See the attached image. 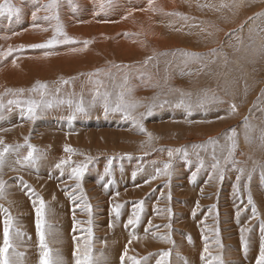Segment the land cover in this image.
I'll return each mask as SVG.
<instances>
[{
  "label": "rangeland",
  "instance_id": "374dc122",
  "mask_svg": "<svg viewBox=\"0 0 264 264\" xmlns=\"http://www.w3.org/2000/svg\"><path fill=\"white\" fill-rule=\"evenodd\" d=\"M68 1L52 11L51 0H0L25 12L43 5L45 23L30 45L20 38L10 46L16 58L4 56L0 67V247L10 216L12 264H26L27 254L40 264L33 204L40 199L54 264H69L56 261L66 236L83 255L89 228L93 264H231L234 254L250 256V234L264 238V0H88L105 15L101 30L80 23L64 36ZM53 15L60 33L56 19H45ZM67 48L79 54L57 62ZM27 49L39 54L23 56ZM32 149L35 163L24 161ZM134 213L138 222L128 224Z\"/></svg>",
  "mask_w": 264,
  "mask_h": 264
},
{
  "label": "bare ground",
  "instance_id": "6f19581e",
  "mask_svg": "<svg viewBox=\"0 0 264 264\" xmlns=\"http://www.w3.org/2000/svg\"><path fill=\"white\" fill-rule=\"evenodd\" d=\"M21 1V0H20ZM32 1V0H31ZM38 1V0H37ZM43 1V0H42ZM45 1V0H44ZM79 3H80V6L78 5V3L76 2V1H74L73 2V0H69L68 1V5H70V6H68V10H70L68 13L65 11V14L63 13V15H61L60 17H61V19L62 20H64V22H65V24H66V27H67V29H63V30H67L66 32H63L62 34H64V36L65 35H67V34H69L70 32H72V31H74L75 29H77V27H78V25L80 24V23H85L86 25H87V29L88 28H91V27H95L96 29H100L101 30V28H100V25H101V22L103 23V21L102 20H104L105 19V15L104 16H100V14H99V16H96V10L95 9H92V8H90L89 6H88V4H89V2H88V0H77ZM146 1V0H145ZM9 2H11V1H9ZM33 2H34V0H33ZM141 2V1H140ZM142 2H144V1H142ZM39 3H40V1H39ZM39 3H38V5H39ZM41 3H43V2H41ZM46 3V2H45ZM138 3V2H137ZM9 4V3H8ZM12 4V3H11ZM23 4V3H22ZM30 4V3H29ZM73 5H75V6H73ZM83 5V6H82ZM91 5V4H90ZM141 5V4H140ZM145 5V4H144ZM24 6V5H23ZM23 6H18L17 5V9H19V14H10V13H8L7 14V16H3V20L2 19H0L1 21H2V24H0V44H5V46L4 47H1L0 48V67L1 68H4V67H6V65H7V57H9V62H13L14 60H15V53L14 54H12V55H6L7 53H8V50L10 49V46H14V45H17V44H19V43H21V40H20V38H25L26 39V43H28L29 45L31 44V43H33V41L32 40H34L35 39V37L40 33V28H38V26L40 25V24H43L44 23V18L42 19H39V17H38V14H39V12H40V9L41 8H43V5H39L38 6V8L37 9H35V8H31L30 10H28V12L26 11L25 12V8L23 7ZM30 6H31V4H30ZM34 6V5H33ZM36 6V5H35ZM61 6V5H60ZM14 7V6H13ZM15 7H16V5H15ZM14 7V8H15ZM37 7V6H36ZM140 8H141V6H140ZM145 8V7H144ZM91 10H92V12H91ZM119 10H123V8H120ZM52 11H53V9H52ZM51 11V12H52ZM61 11V10H60ZM81 11H84L83 13H81ZM106 11V10H105ZM45 12V11H44ZM33 13H35V19L33 18ZM121 13H123V12H121ZM132 13V12H131ZM135 13V12H134ZM141 13V12H140ZM6 14V13H5ZM82 14V15H81ZM118 14H120V13H118L117 12V15ZM124 14V13H123ZM133 14V13H132ZM139 14V13H138ZM3 15V14H2ZM98 15V14H97ZM125 15V14H124ZM123 15V16H124ZM126 16V15H125ZM10 17H12L13 18V21H12V23L11 24H9V26H7L8 24L6 23V24H4V22H5V20L7 21ZM48 17V16H47ZM121 17H122V14H121ZM1 18V17H0ZM143 18V17H142ZM49 20H51V18L49 19ZM62 20H60L61 22H62ZM60 21H59V23H60ZM119 21H121V20H119ZM123 21V20H122ZM9 22V21H8ZM20 22V23H19ZM116 22V21H115ZM114 22V23H115ZM117 24H118V22H116ZM121 23V22H120ZM17 25V24H19V28H12V29H8L10 26H12V25ZM39 24V25H38ZM45 24V23H44ZM56 24V23H55ZM135 25V24H134ZM138 25V24H137ZM148 25H149V23H148ZM117 26V25H116ZM150 26V25H149ZM42 27H44V26H42ZM11 28V27H10ZM53 28V27H52ZM63 28H65V27H63ZM155 28V27H154ZM24 31V32H23ZM151 32V31H150ZM152 34V33H151ZM44 35V34H43ZM72 35H74V34H72ZM99 35V34H98ZM153 35V34H152ZM63 36V35H62ZM37 38V37H36ZM36 40V39H35ZM170 40V39H169ZM173 41V40H172ZM126 42V41H125ZM163 42V41H162ZM161 42V43H162ZM170 42V41H169ZM175 42V41H174ZM118 43V42H117ZM127 43V42H126ZM171 43V42H170ZM25 44V43H24ZM120 44V43H119ZM128 44H129V42H128ZM164 44V43H163ZM122 45V44H121ZM120 45V46H121ZM20 47V46H19ZM72 47V46H71ZM124 47V46H123ZM31 48H32V46H31ZM125 48V47H124ZM77 49V48H76ZM75 49V51H74V49H70V48H67L62 54H63V57L62 58H60V59H55L57 62H59L60 60H62V59H64L65 57H64V55L66 54L68 57L69 56H73L75 53H78L77 51L78 50H76ZM50 52V51H49ZM11 53H13V52H11ZM20 53L23 55V56H28V57H30V58H33V55H31V54H28V53H35V54H39L38 53V50L37 49H30V50H26V51H20ZM79 54V53H78ZM43 55H46V56H48V57H51V52L50 53H48V52H45V53H41V57H43ZM4 56H7L6 57V59H4L5 60V62L4 63H1V61L3 60V58H4ZM74 57H76V55H74ZM44 58V57H43ZM70 58V57H69ZM44 59H46V58H44ZM72 59V58H71ZM54 60V59H53ZM25 63H28V62H30V60H26V61H24ZM4 76H6V75H4ZM162 76V75H161ZM88 77V76H87ZM1 90V89H0ZM11 107V106H10ZM13 108V107H12ZM155 174V173H154ZM40 177V176H39ZM43 178V177H42ZM46 180V179H45ZM43 181L44 180H42L41 182L43 183ZM39 182V181H38ZM119 183V182H118ZM49 185V184H48ZM120 185V184H119ZM50 186V185H49ZM51 186H53V185H51ZM50 186V187H51ZM116 187V186H115ZM125 187V186H124ZM52 188V187H51ZM107 194H110V193H108L107 191H106V189L104 188L103 189ZM14 193V194H16L17 196H16V198L17 197H21V195H20V193H18V191H17V193L15 192V190H8V192H9V194L11 195V194H13L12 192ZM54 191V190H53ZM124 191V190H123ZM122 192V191H121ZM134 193H135V191H133ZM132 192V193H133ZM131 193V194H132ZM57 194V193H56ZM112 194V193H111ZM51 195H53V193H51ZM101 195V194H100ZM14 196V195H13ZM54 196V195H53ZM108 196V195H107ZM18 198V199H19ZM59 198H61V197H59ZM21 199V198H20ZM122 199H124V198H122ZM257 200H258V198H257ZM60 201V200H59ZM63 201V200H62ZM24 202V201H23ZM22 202V203H23ZM261 202V201H260ZM20 203V202H19ZM21 204V203H20ZM25 204H26V202H25ZM23 204H21L20 206H22ZM104 205V204H103ZM26 206H27V204H26ZM26 206H24V207H26ZM260 208H261V210H263V204L262 203H260ZM23 207V208H24ZM22 208V207H21ZM28 207H26V209H27ZM58 208V207H57ZM61 208V207H60ZM25 209V210H26ZM29 209V208H28ZM19 210H21V209H19ZM52 210V209H51ZM56 210V209H55ZM59 210H61V209H59ZM58 210V211H59ZM23 211V210H22ZM28 211V210H27ZM24 212H26V211H23V213ZM51 212V211H50ZM22 214V213H21ZM50 214V213H49ZM26 215H27V213H26ZM51 215V214H50ZM57 215V214H56ZM242 217V216H241ZM63 218V220H64V217H62ZM57 220V219H56ZM59 220V219H58ZM66 221H68V220H66ZM25 223V222H24ZM28 223V222H27ZM68 223V222H67ZM233 223V222H232ZM264 224V223H263ZM26 225V224H25ZM234 225V224H233ZM231 226H232V224H231ZM117 228V227H116ZM52 229H54V228H52ZM232 230V229H231ZM50 231V230H49ZM54 231V230H53ZM63 231H66V229L65 230H63ZM116 231V230H115ZM62 232V231H61ZM56 233V229H55V232H54V234ZM62 233H64V232H62ZM61 233V234H62ZM66 234V233H65ZM125 235H127V233L125 234ZM131 235H132V233H131ZM136 235V234H135ZM139 235V234H138ZM62 236V235H61ZM73 236V235H72ZM124 236V235H123ZM133 236V235H132ZM231 236V235H230ZM63 237H64V235H63ZM125 237V236H124ZM123 237V238H124ZM130 237V236H129ZM227 237V236H226ZM49 238V237H48ZM69 238V241L67 240V236L66 237H64L62 240H64V242H63V244H68V246H66V245H61L62 247L61 248H59V258H57V260L56 261H58V260H64V261H66V262H68L69 264H71L72 262H73V260H76V255H74V253H76V249L74 248V247H72V246H69V242H71V241H73V240H71L70 239V237H68ZM228 238V237H227ZM226 238V239H227ZM233 238V237H232ZM231 238V239H232ZM55 239V238H54ZM77 239V238H76ZM75 239V240H76ZM126 239V238H125ZM57 240V239H56ZM117 240V239H116ZM116 240H115V242H116ZM126 240H128V238L126 239ZM264 240V238H261V236L260 235H258V234H255V233H251L250 234V246H248L249 248H250V250H249V254H251L250 256H244V257H242L241 255H240V257H236V254H234L233 256H232V259L234 260V263H231V264H253V262H255V261H257V255L255 254V249H257V247L259 246V242L260 241H263ZM55 241V240H54ZM58 241V240H57ZM232 241H234V240H232ZM120 242H121V240H120ZM235 242L236 241H234L233 243H232V245L234 246V248H235V246H237V245H235ZM58 243V242H57ZM56 243V244H57ZM60 243V242H59ZM58 243V244H59ZM61 244V243H60ZM125 244V243H124ZM239 245V244H238ZM75 246V245H74ZM56 247H57V245H56ZM183 247V246H182ZM240 247V246H239ZM55 248V247H54ZM58 248V247H57ZM70 248V250H68L67 252L65 251L66 249H69ZM77 248V247H76ZM179 248H180V246H179ZM238 248V247H237ZM56 249V248H55ZM181 249V248H180ZM229 249V248H228ZM35 250V249H34ZM182 250V249H181ZM231 252V251H230ZM23 253V252H22ZM62 253V254H61ZM80 253V252H79ZM228 253V252H227ZM190 254V253H189ZM196 254V253H195ZM194 254V255H195ZM192 255V254H191ZM189 256V255H188ZM104 257H106V256H104ZM189 257H192V256H189ZM38 259V258H37ZM35 260V257H33V256H30V255H28L27 254V258H25V260H24V262L26 263V264H34V261ZM191 261V260H190ZM176 262V261H175ZM67 264V263H66Z\"/></svg>",
  "mask_w": 264,
  "mask_h": 264
},
{
  "label": "snow or ice",
  "instance_id": "6c2138e0",
  "mask_svg": "<svg viewBox=\"0 0 264 264\" xmlns=\"http://www.w3.org/2000/svg\"><path fill=\"white\" fill-rule=\"evenodd\" d=\"M153 3V0H149V5ZM57 6V0H51L50 4H48L46 7L48 9H55ZM224 6V5H222ZM103 7V5H101ZM9 12L10 14H19V9H14L11 6L5 4H0V14L3 12ZM33 18L35 19V13H33ZM56 19L57 20V32L60 33L62 32V28L59 25V16L58 15H53L52 17H45V19ZM53 43V41H49L47 44H40V45H34V47H48ZM89 42H85V47H87V44ZM11 49L8 50V53L6 55H11ZM75 51V49H74ZM194 55V54H193ZM68 81H64V83H67ZM47 85H39V88L45 89ZM37 105L33 102L29 104L27 111L30 114L29 118H34L35 114V108ZM79 110H83L82 107L79 108ZM236 110V106L232 105V111L234 112ZM141 130H143L141 126ZM234 134V130H233ZM234 147V145H233ZM7 151V149H5ZM66 151H71V149H66ZM179 151V150H177ZM35 152V149H32L31 151L28 152L27 156L24 157V161L26 162H32L35 163V158L33 156V153ZM231 150L229 151V156H231ZM168 155L171 157L172 156V151L169 150ZM4 153H0V168L3 167L4 164ZM20 163V161H17ZM218 166L214 165V167ZM59 167V165H58ZM169 167V165H165V170ZM74 174L79 178L83 174V168H78L74 169ZM243 170H241L242 174ZM237 180L239 181V177H237ZM3 188H4V183L3 181H0V196L3 195ZM249 203H252L251 196H249ZM34 207H35V212H36V231L37 235L39 237V246L42 250L41 252V261L40 264H54V261L51 259V250L48 248L47 242H46V237L48 235V232L46 229H50V225H47L46 223V218H45V203L42 199L39 200V206L36 205V201H33ZM119 207V206H117ZM89 212H91V208L89 206ZM253 212L255 213V207H253ZM135 216V220L133 218H130L128 221V224H134L138 222L139 217L136 216V214H133ZM119 216V213L117 212V217ZM91 223V221H89ZM12 224V218L9 216L4 220V229H3V246L0 247V264H12V261L8 258V251L12 247L11 241H10V227ZM111 226V225H110ZM88 236H89V241L86 242V247L83 255H79L80 248L79 245L77 246L76 253V264H93L92 262V257H91V248H90V240L92 236V230L91 228L87 229ZM75 239V238H74ZM207 247H205V252H207ZM127 252H125V255ZM165 256L168 255L167 253L164 254ZM203 258V257H202ZM123 260V257H122ZM133 264H139V261H133ZM256 264H264V245L261 246L260 249V254L257 259Z\"/></svg>",
  "mask_w": 264,
  "mask_h": 264
}]
</instances>
